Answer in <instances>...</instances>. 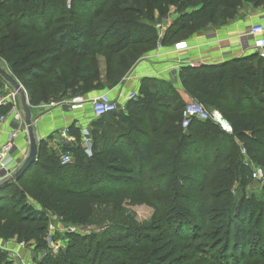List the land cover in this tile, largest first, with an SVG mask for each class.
Wrapping results in <instances>:
<instances>
[{"label": "trees", "instance_id": "16d2710c", "mask_svg": "<svg viewBox=\"0 0 264 264\" xmlns=\"http://www.w3.org/2000/svg\"><path fill=\"white\" fill-rule=\"evenodd\" d=\"M246 2L264 4L0 0V60L28 90L32 104L83 95L105 86L99 56L106 59L108 85L115 84L157 43L226 24ZM171 6L178 17L160 38L151 22L155 11L163 17ZM256 57L248 64L233 60L183 69L185 91L208 109H219L233 133L212 120L195 119L184 128L185 101L171 86L147 78L129 114L118 115L126 128L108 132L102 120L96 122L91 156L81 144H64L62 151L75 160L62 164L58 151L38 141L37 161L0 188V235L41 236L38 224L47 215L22 203L19 184L26 182L30 196L59 207L73 224H86L98 204L127 201L155 211L153 229L142 232L123 222L98 238L71 233L66 250L46 263L264 264V187L260 201L244 197L233 210L234 185L253 180L241 144L264 169V58L254 53L251 60ZM5 84L0 75V89ZM6 111L0 108V115ZM69 133L81 140L78 128L69 127ZM4 257L0 250V264H10Z\"/></svg>", "mask_w": 264, "mask_h": 264}, {"label": "crops", "instance_id": "0c3cea01", "mask_svg": "<svg viewBox=\"0 0 264 264\" xmlns=\"http://www.w3.org/2000/svg\"><path fill=\"white\" fill-rule=\"evenodd\" d=\"M163 17L165 20L169 17V20L165 21L167 25L165 31L157 29L160 38H163L167 29L178 17L175 7H171ZM256 24L264 25V4L256 6L251 2H246L239 9L236 17L226 24L211 26L185 39L157 43L137 60L122 80L112 85H108L105 79L106 59L99 56V68L101 78L105 83L104 87L81 95V102L71 106L52 102L41 103L36 107L30 106L38 141H43L47 147L57 150L64 144L76 141L72 140L76 138L69 133V127L73 126L80 130L82 126H88L93 142V130L99 120L104 122V127L108 132L126 128L118 121V115L120 113L129 114L128 105L134 99L129 100L128 95L134 92L136 98L140 96L142 82L147 78L162 83L164 87L171 86L185 103L195 100L182 85L183 69L199 68L205 65L214 66L233 60H240L239 63L243 64L256 62L259 59L257 57L251 60L255 53L253 50L254 37L249 34L251 27ZM153 26L156 28L155 24ZM102 93H108L113 100L117 101L119 110L116 114H109L105 117L95 116L91 100ZM33 108H36V112ZM4 115H6V120L1 125L0 139L6 141L9 135L16 131L12 160L14 166L19 165L30 150L26 125L24 122L16 121L8 109Z\"/></svg>", "mask_w": 264, "mask_h": 264}, {"label": "rangeland", "instance_id": "374dc122", "mask_svg": "<svg viewBox=\"0 0 264 264\" xmlns=\"http://www.w3.org/2000/svg\"><path fill=\"white\" fill-rule=\"evenodd\" d=\"M165 21L166 20L164 19V17H160L159 12L155 11L154 20L153 22H151V25H157L158 23L163 24L165 23ZM155 29L156 31L159 30L157 27ZM0 68L12 74L9 69V66L2 60H0ZM18 82L20 83L19 80ZM22 86L24 87V85ZM25 90L28 95V98L30 99L28 90L26 88ZM2 95H8V92L5 90L4 87L0 89V96ZM80 97L81 95L72 97L70 96L64 97L62 99H54L50 102L64 103L66 106H71L76 104L78 100L81 99ZM18 100L19 109L23 110L20 95L18 97ZM30 100H28L29 105L36 107V104H32ZM195 101L199 100L196 99ZM212 109L219 110L214 107ZM33 110H35L36 112V108H33ZM108 121H110V119ZM75 143L81 144V140H76ZM241 147L245 148L243 144H241ZM56 151H58L60 155L62 153H65V151H62V148L57 149ZM242 156L245 158V161H247V163L249 164V170H252L253 167L256 165H260L257 161L251 160L248 155H244L242 153ZM72 157V162H74L75 158L73 155ZM24 160L19 165L15 166L13 165V162L11 163L10 171H14L11 172V176L9 179H11L15 175L16 171L20 168ZM19 187L21 190L24 191L22 203H25L29 206H33L38 210L45 211L47 215V222H40L38 224L43 227L40 233L41 236H38V238L32 237L26 239L23 237H19L18 235L11 237H3L0 235V250L5 253V257L3 259L8 260L10 264H49L46 263L48 257L52 256L53 258H57L70 245L71 233H78L80 235H95L98 238L99 236H103L106 232L113 231L114 226L116 224L123 222L127 225H130L139 232H142V230H146L145 227L147 226L148 229H153L151 226H153L155 221V211L153 210V208L145 204L132 206L129 205L127 201H124L121 205L98 204L95 205L94 212L90 217V220L86 224H73L61 215V213L59 212V207L57 208V206H51V203L47 204V206H44L41 202H37L36 199L30 196L26 182L20 183ZM263 187L264 185H261L260 183L254 180H249L244 187H239V183H236L233 187L235 197V206L233 210L236 211L237 207L239 206L241 200L244 197L260 201V199L262 198ZM15 196L18 199L17 192H15ZM4 221L5 220L3 218L2 223H4ZM150 231L152 232L153 230ZM102 233L104 234L102 235Z\"/></svg>", "mask_w": 264, "mask_h": 264}, {"label": "built area", "instance_id": "2783aa9c", "mask_svg": "<svg viewBox=\"0 0 264 264\" xmlns=\"http://www.w3.org/2000/svg\"><path fill=\"white\" fill-rule=\"evenodd\" d=\"M169 20V17H166ZM156 27L159 30L165 31L167 25L165 23H158ZM249 34L254 37L253 50L260 57L264 58V25L256 24L253 25L249 31ZM194 65V64H193ZM23 92L26 96V90L21 85ZM8 92L7 96H0V108H6L13 115L16 121L24 122L23 110L19 109V92L16 91L10 84L6 82L4 86ZM136 98V93H130L128 99L132 100ZM81 99L78 100V103ZM92 110L96 117H103L119 110L117 101L113 100L108 93H102L91 100ZM212 120L214 123L219 125L224 131L233 133V127L231 123L223 116V114L216 109H208L206 105L199 101H191L186 104L183 111L182 126L184 128L189 127L190 123L195 120ZM6 120V115H0V133L1 125ZM81 130V146L88 156L92 155L93 142L91 137V130L88 126H82ZM16 137V131L12 132L6 141L0 139V183L6 181L11 176V163L12 153L14 151ZM75 141L76 139H72ZM242 153L247 155L246 148H242ZM72 154L65 152L60 155L62 164H68L72 162ZM252 178L254 181L264 185V169L263 167L256 165L252 169Z\"/></svg>", "mask_w": 264, "mask_h": 264}, {"label": "water", "instance_id": "95a60500", "mask_svg": "<svg viewBox=\"0 0 264 264\" xmlns=\"http://www.w3.org/2000/svg\"><path fill=\"white\" fill-rule=\"evenodd\" d=\"M0 75L8 84H10L16 91H18L21 96V103L24 113V123L26 125V130L30 142V150L27 157L25 158L20 168L16 171L15 175L11 178V180H18L32 166V164L37 161L38 139L35 134L33 115L28 101L30 99L28 98V96L25 95V93L22 90L21 84L16 80V78L12 74L0 68ZM9 182L10 179L1 182L0 188L8 184Z\"/></svg>", "mask_w": 264, "mask_h": 264}]
</instances>
